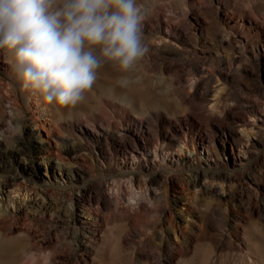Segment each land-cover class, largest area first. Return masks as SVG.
<instances>
[{
  "label": "rangeland",
  "instance_id": "rangeland-1",
  "mask_svg": "<svg viewBox=\"0 0 264 264\" xmlns=\"http://www.w3.org/2000/svg\"><path fill=\"white\" fill-rule=\"evenodd\" d=\"M219 1L139 0L148 10L142 21L147 52L129 70L149 84L154 100L151 108L141 114L144 136L139 130V122L131 119L129 108L119 105L125 117L119 114L118 122L124 126L125 135L121 134L124 141L130 142L135 137L153 150L154 145L150 142L158 127V93L166 91L170 101L181 110L187 108L183 94L189 96V111L194 113L189 114V119L179 116L185 131L179 134L182 142L189 138L191 144L189 152L176 164L177 170L159 168L151 150V160L141 157L138 161L133 159L132 153L125 151L124 154L118 142L121 135L118 141L110 138L108 144L91 145L94 150L89 154L86 141L77 134L76 120L50 121L45 127H34V115L24 102L27 114L22 125L18 127V120L9 123L10 104H7L5 89L0 88V112L3 114L0 117V226L4 230H17L15 236L21 232L28 234L22 242L25 257H39L52 247H70L74 239L82 241L84 230L78 223V211L82 208L84 190L91 189L92 195L112 201L116 195L115 179L124 176L133 177L137 192L151 191V201L133 205L127 214L113 207L102 212L96 205L94 208L99 212L104 230L112 229V232L109 230L110 238L112 234L117 236L119 226L126 225V235L119 249L123 253L121 256L127 258L122 257L121 262H127L129 258V264H191L201 257L202 264H240L248 251V239L243 229L252 228L264 233V121H260L262 133L255 139L260 143V149L252 152L245 147L248 154L242 161L234 158L230 139L222 136L229 128H237L235 115L249 118L244 115L245 107L257 103L264 106V38H258V29L253 26L246 33L236 29L231 45L225 43V5ZM237 1L246 10L254 9L258 14L264 12V0ZM185 4L191 8L189 15L184 12ZM240 18L249 23L247 16L241 14ZM168 23L180 27L178 36L183 39L176 46L188 52L189 58L163 54L153 46L152 40L166 33ZM189 24L201 28L200 41L193 40L196 36ZM236 40H243L252 53L246 54L237 46ZM3 55V49H0L2 76ZM234 58L242 59L245 68L239 70L230 65ZM196 74L203 75V79L199 87L193 89L185 79ZM217 74L227 75L230 82L228 103L233 107L224 115L212 114L205 108L207 102L194 100L197 92L210 94L215 90L217 78L214 75ZM240 75L245 78L242 83L239 82ZM105 76L107 72L100 67L93 84ZM236 99H239L238 104ZM91 105L95 106V103L91 102ZM96 106L97 109H110L102 102H97ZM171 131L167 134L171 135ZM201 133L205 135L204 140ZM192 139L199 145L197 153L192 149ZM101 151L104 154L98 158ZM182 186L187 190L183 191ZM165 187L169 188L167 205L165 201L159 203L157 198ZM158 188L156 195L154 190ZM8 190L20 191V195L15 198L12 197L14 193L9 192L8 196ZM125 192L128 189L125 188ZM126 204L124 202L122 206L126 208ZM167 220L180 226L176 235L168 228ZM189 233L192 240H189ZM170 244L177 245L173 259L168 250ZM63 254L59 253L58 259L68 264L80 258L84 260L80 264H90L89 253ZM203 255H209V262Z\"/></svg>",
  "mask_w": 264,
  "mask_h": 264
},
{
  "label": "bare ground",
  "instance_id": "bare-ground-1",
  "mask_svg": "<svg viewBox=\"0 0 264 264\" xmlns=\"http://www.w3.org/2000/svg\"><path fill=\"white\" fill-rule=\"evenodd\" d=\"M61 2L62 0H56L57 5H60ZM191 2L194 5L196 4L194 1ZM219 3L225 5L224 19L226 26L224 29L225 36L223 38L225 43H227L229 46L231 45L234 38L233 34L236 32V29H243L246 33V31L251 29L253 26H256L258 29V38L261 40L264 38L263 11L258 14L254 9L246 10L237 0H220ZM190 9L191 8L187 4L186 9H184L186 15H189ZM145 10V13H148V10ZM241 14L243 16H247L248 19H250L248 24L245 22V20H243V18H240ZM189 25V28L193 30V33L196 36V38L193 40L200 41L199 34H203L201 28L195 24L194 25L196 27H193L191 24ZM179 28L180 27L176 24L168 23L166 33L162 32L163 34H159L152 40L153 46L156 48V50L170 56H185L186 58H189V56L186 55L188 52L183 51L176 46V43H179V40L183 39L178 36ZM236 43L238 47H242L246 54L252 53L247 49V44H243V40H236ZM3 52L4 55L1 56L4 58L3 75L6 76V78L0 75V88L5 89V95H7L5 96L7 97V104H10L8 111L9 123H11L13 120H18V127H20L19 125H22L21 121L27 114V110L24 108L22 102L26 104L29 111L34 115V127H45V125L50 121L51 123H59L63 119H74L77 121V134L81 139L86 141L88 146L86 150H89V154H92V151L94 150L92 146L94 144L102 145L103 142L108 144V140L110 138L118 141L119 135L122 133L125 135V132H123L124 126L118 122L119 114L120 117L121 115H124L123 117H125L124 111L119 109V105H122L123 107L129 108L131 110V119L133 121L139 122V125L137 124L140 128L139 130H142V136L145 135L143 132L144 121L142 120L141 114H143L147 109L151 108V104L154 99L149 91V84L138 77L136 73L130 71L129 69L122 70L118 65L113 64V62L101 58V67H103V69H105L107 72V77L105 76L100 82L94 83V86L83 93V99L78 101L76 104L61 106L55 101L47 102L45 95L41 91L26 87L25 81L23 80L22 76L20 75V71L16 66L14 52L7 48L3 49ZM230 65L236 66V69L239 70L241 67L245 68L242 63V59L234 58L230 62ZM214 76L217 78V86L215 87V90L210 94H201L197 92L194 94V100H203L207 102L205 108L212 114L224 115L229 113V109L233 107L231 103H228L227 89L230 84L229 77L227 75L220 76L218 74ZM240 77L241 79L239 78V82L242 83L243 79L245 78L243 75H240ZM202 79L203 75L198 76V74H196L191 76V78H189L188 75V77L185 79V82L187 84L191 83L192 88L196 89L199 87ZM184 89L187 91L186 85L184 86ZM20 95L23 99H21ZM183 95L184 96H182V100L185 104L184 107L187 105V108L185 107L186 109L181 110L178 106H175L172 101H170V96L166 91L163 90L158 93V104L156 105V107H158L156 111L158 127L155 133L156 135L150 142V144L154 145V148H152L153 150H151V148L149 149L147 144L142 145L139 143L135 137H132L133 140L130 142L124 141L123 135H121L119 136V139L121 140L118 142L121 143V147L124 149L123 153L125 154V151L130 152L134 156L133 159L139 161L141 157L146 160L147 158H150L151 160L152 151L159 168L164 169V171L167 169L170 171H173L174 169L177 170L176 164L179 162L181 157L186 154V152H189L191 144L189 138L183 142L180 139L179 132L184 130L182 129L183 126L179 122V116H184L186 119H189V114L194 113L193 111H189V96H186L185 94ZM1 101L2 100H0V107ZM235 101L237 102L236 104L239 103V99H236ZM91 102L95 103V106L91 105ZM97 102L107 104L110 109L108 107L107 108L110 111L106 108L97 109ZM193 110H195V107ZM245 114H247L249 118L238 115L234 116V122L237 124V128H229L222 133V136L225 137V139H230L234 158L237 159L238 157L241 159L240 161H242L243 158H246L248 154V151H246L247 149H245V147L252 152H257L258 149H260V143L256 142L255 139H258V135L262 133L260 121H264V106L260 103H257L253 106L245 107L244 115ZM2 115L3 114L0 112V117ZM225 118L227 117L225 116ZM169 130H172L171 135L167 134V131L169 132ZM187 131L191 132L190 128H187ZM133 136L135 135L133 134ZM200 137L202 140H204L205 135L201 133ZM242 143L244 145H242ZM198 147L199 145L197 146L196 142L192 139L193 151L197 153ZM103 154L104 153L101 151L98 155V158ZM46 160L45 162L48 163V160L50 159L47 161ZM115 183L116 195L112 201H104L99 196L92 195L91 189L84 190L82 204L80 202L82 208L78 211V223H81V226L84 230V239L82 241L74 239L71 241L72 244L70 247L66 245L61 246L60 249L57 247H52L48 249L47 252L44 251L39 257L32 256L31 258H27L23 254L22 242L28 236V234L21 232L19 235L15 236L17 230L15 231L14 228L4 230L3 227L0 226V264H68L65 260L58 259V257H61L58 254L60 253L61 255H64L63 253L69 252L70 254L75 255L80 251L82 254H90V264H117V262H121L123 257L121 254L123 255V253L120 252L119 246L121 244V240L126 235L125 233L127 227H125L126 225H118V232L116 231L118 233L117 236L112 234V237L110 238V231L112 232V229H109L110 231L104 230L99 212H96L94 209L95 205L100 212L109 207H113L117 211H123L125 214H127L129 208H133V205L144 201L150 202L152 195L151 191L149 190H147L145 193L137 192L135 190V182L131 176H124L120 179H115ZM125 188L128 189V192H125ZM182 188L183 191L187 190L183 186ZM155 190L154 193L158 195L157 192L159 188ZM160 190H162V188H160ZM168 191L169 188L165 187L162 192L163 194L161 191L159 192L161 193L157 197L159 203L165 201V205H167L169 199ZM9 192L10 194L14 193V196H11L15 198L20 195V191L13 192L8 190V196L10 195ZM124 202L127 203L126 208L122 206ZM160 214L162 216V213ZM241 221L242 220L239 221L240 224L242 223ZM186 222L189 224L188 220H186ZM166 223L168 228L173 229L176 235L177 231L180 229V226L173 224L171 220ZM182 232L187 234V232L184 230H182ZM243 233L248 239V251L242 257L240 264H264V233L257 232L252 228H244ZM113 235L116 236L115 239ZM188 235L189 240H192V235L190 233ZM111 241L114 244H112ZM104 246H106V248H104ZM176 248L177 245L175 244H170L168 247L171 259L176 257ZM203 257L205 258L206 262H209V255H203ZM123 258H127V256L124 255ZM81 262H84V260L80 258L76 259L72 264H80ZM128 262H130L129 258L127 262L124 261L121 263L129 264ZM202 263L203 262L200 257L197 258V261H192L191 264Z\"/></svg>",
  "mask_w": 264,
  "mask_h": 264
},
{
  "label": "clouds",
  "instance_id": "clouds-1",
  "mask_svg": "<svg viewBox=\"0 0 264 264\" xmlns=\"http://www.w3.org/2000/svg\"><path fill=\"white\" fill-rule=\"evenodd\" d=\"M139 0H0V49L14 52L25 86L74 105L101 58L130 69L147 52Z\"/></svg>",
  "mask_w": 264,
  "mask_h": 264
}]
</instances>
